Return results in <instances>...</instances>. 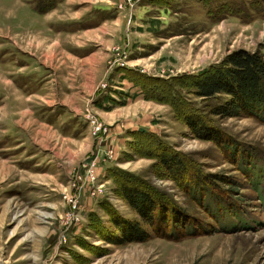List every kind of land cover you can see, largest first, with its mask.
<instances>
[{
	"label": "rangeland",
	"instance_id": "rangeland-1",
	"mask_svg": "<svg viewBox=\"0 0 264 264\" xmlns=\"http://www.w3.org/2000/svg\"><path fill=\"white\" fill-rule=\"evenodd\" d=\"M237 51L264 0H0V263L264 264V115L194 85Z\"/></svg>",
	"mask_w": 264,
	"mask_h": 264
},
{
	"label": "trees",
	"instance_id": "trees-1",
	"mask_svg": "<svg viewBox=\"0 0 264 264\" xmlns=\"http://www.w3.org/2000/svg\"><path fill=\"white\" fill-rule=\"evenodd\" d=\"M198 97L213 99L225 96L226 101L218 106L213 115L227 119L259 118L264 115V58L260 54L237 51L229 55L223 65L217 69L201 73L194 82ZM178 164V163H174ZM182 168L178 167L173 173L178 175ZM178 171V172H177ZM182 172V171H181ZM180 172V173H181ZM122 198L141 216L148 207L154 210L148 195L129 187L123 186ZM150 218V216H149ZM167 222V221H166ZM122 232V241H108L119 245L126 242L144 240L143 231L139 225L115 224Z\"/></svg>",
	"mask_w": 264,
	"mask_h": 264
},
{
	"label": "crops",
	"instance_id": "crops-1",
	"mask_svg": "<svg viewBox=\"0 0 264 264\" xmlns=\"http://www.w3.org/2000/svg\"><path fill=\"white\" fill-rule=\"evenodd\" d=\"M77 17H75V18H77V19H80L79 20V23L85 18H83L82 16H84V15H76ZM70 20H68V19H63L62 20V24H60L62 27H63V30H65V29H67L66 27H71V26H76V24H74V23H72V24H70V23H66V22H69ZM100 27H95L93 30H86V31H79V32H77V33H75V34H77V35H82V34H84V33H87L88 31H93V32H95V31H97L98 29H99ZM100 30V29H99ZM93 32H91V33H93ZM100 35L101 34V32H100V34L98 33V32H95V35ZM95 35H90V36H95ZM96 35V36H97ZM63 36H66V34H64ZM46 37H47V34H46ZM2 98H5V97H2ZM8 98V101H9V107L11 108V110H12V108H14L12 111L14 112V111H16V110H19V109H22V108H25V107H27V104H25L24 102L23 103H19V101H17V98L16 97H7ZM9 107L7 108V110L9 109ZM4 110H6V109H4ZM11 110H8V111H11ZM3 110H1V112H2ZM2 113H4V112H2ZM19 115H17L16 113H13V114H10L9 116L7 115V117H11V119H12V117L13 118H16V117H18ZM19 117H21V116H19ZM8 119H10V118H8ZM6 125H10V121L8 120L7 122H6Z\"/></svg>",
	"mask_w": 264,
	"mask_h": 264
},
{
	"label": "water",
	"instance_id": "water-1",
	"mask_svg": "<svg viewBox=\"0 0 264 264\" xmlns=\"http://www.w3.org/2000/svg\"><path fill=\"white\" fill-rule=\"evenodd\" d=\"M1 264V263H0Z\"/></svg>",
	"mask_w": 264,
	"mask_h": 264
}]
</instances>
